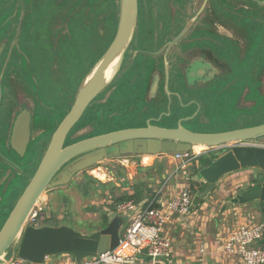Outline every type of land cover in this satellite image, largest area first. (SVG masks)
<instances>
[{
  "label": "flooded vegetation",
  "instance_id": "flooded-vegetation-1",
  "mask_svg": "<svg viewBox=\"0 0 264 264\" xmlns=\"http://www.w3.org/2000/svg\"><path fill=\"white\" fill-rule=\"evenodd\" d=\"M119 3L120 0H0V189L4 186L1 184L3 174L10 170V166L16 165L18 159L23 162L22 170H26L24 164L33 163L32 159L24 162L20 152L25 150V156L32 158L38 157L40 151L43 155L47 148L49 141L43 147L45 139L41 137L46 138L49 134L52 117L44 119L37 111L42 104L39 95L44 85L43 82L40 84L39 75L45 71L44 63L52 62L47 69L51 75L67 59L72 62L80 57L93 58L92 55L101 49L100 58L116 34ZM138 7L135 35L123 56L120 72L132 64L136 70L143 69L136 79L143 78L141 90L145 105H202L201 99L187 100L184 91H205L215 84L222 71H227L224 70L226 63L221 62L222 49L227 50L233 60L235 54L243 57L247 50V36L221 22V0H138ZM191 21L189 31L165 55L169 42ZM223 28L232 33L225 32ZM222 37L230 42H222ZM176 68L181 70L180 82H176ZM167 87L170 96L166 92ZM23 111L28 112V120L21 118V122H25L21 124L22 139L12 142L14 123ZM76 130L73 135L76 138L78 134H81L79 137H90L92 132L88 127L79 132ZM28 138L30 141L23 150ZM37 140H40V145L32 147ZM3 142L5 146L3 144L2 148ZM14 145L18 148L14 149ZM8 150L19 157L7 156L4 151ZM21 178L16 180L19 185L13 184L12 191L9 184L6 195L0 196V205L21 185ZM19 197L14 199L8 215ZM9 200L12 202L11 198Z\"/></svg>",
  "mask_w": 264,
  "mask_h": 264
},
{
  "label": "water",
  "instance_id": "water-1",
  "mask_svg": "<svg viewBox=\"0 0 264 264\" xmlns=\"http://www.w3.org/2000/svg\"><path fill=\"white\" fill-rule=\"evenodd\" d=\"M254 1L264 5V0ZM138 11V0H120L118 27L113 41L83 78L70 109L51 134L38 167L4 221L0 230V264H8L16 256L33 264H44L50 256L64 253L72 254L77 260H81L113 249L118 244L125 225L124 216L118 212L113 213V217L104 228L88 234L63 224L59 226L45 224L37 227L29 225L36 207L45 209L47 206L46 199L42 196L44 193L68 183L77 172L95 166L106 158L125 155L157 156L162 159L175 152L193 151L197 145L205 146V149L211 151L221 149L223 153L210 165L198 167V176L205 185L200 197L203 198L213 192L224 175L241 169L258 168L263 173L262 183L250 189L240 190L237 196L246 201L264 202V122L226 131H192L187 129L183 122L202 121L199 115L202 105H197V111L190 116L179 118L176 127H162L154 124V121L159 120L150 119L144 126L121 128L90 135L87 138L79 137L81 134H78L77 138L73 136L75 134L73 129L81 121L89 106L119 78L120 68L114 72V66L118 61L119 67L122 66L123 56L135 35ZM191 24L192 21L169 42L165 55L185 36ZM110 68L111 72L108 75ZM177 78L176 80L180 81ZM169 80L167 67V84ZM167 93L171 95L168 87ZM140 94H143L142 90ZM1 98L0 86V104ZM174 107L169 105L167 112L161 113L169 121L175 116ZM27 114V111L21 112L15 121L12 142L16 139L21 141V124L25 123L21 121L28 120ZM92 130L93 127L89 125L88 131ZM29 138L24 142L23 150L26 149ZM79 138L83 139L72 143ZM232 143L235 144L228 147ZM17 148L14 145V149ZM20 154L25 157V150ZM17 163L3 174L1 184L4 186L0 189V196L6 195L9 184L16 176H22L21 159H18ZM7 177L10 178L5 181ZM11 248L12 255L8 254Z\"/></svg>",
  "mask_w": 264,
  "mask_h": 264
},
{
  "label": "rangeland",
  "instance_id": "rangeland-1",
  "mask_svg": "<svg viewBox=\"0 0 264 264\" xmlns=\"http://www.w3.org/2000/svg\"><path fill=\"white\" fill-rule=\"evenodd\" d=\"M222 30L229 32V30L224 28ZM231 33L232 32H229V34ZM101 51L102 50L99 49L95 56L92 55L93 58L80 57L79 59H76V61L72 62L71 60L67 59L65 64L63 63V65L66 66V69L63 68L62 70V65L58 71L51 75L47 73V69H50L49 65L52 62L47 61L44 63L45 71L44 73L41 72V75H39V78L41 79L40 84L43 82L44 85L43 88L41 87L42 97L39 95V100H42V104L38 107L37 111H39V115L43 116L44 119H50L52 117L50 119V125L48 128L50 136L55 124L58 123L59 120L68 112V109H70L74 98L77 95L79 86L83 81V78L95 65L100 54L102 53ZM58 59L56 61H61ZM75 62L76 65L79 64L80 67L76 66ZM55 63L56 62L53 64L55 65ZM119 64L120 62L118 61L114 66V72L119 70V68L121 70ZM75 66L76 69L74 68ZM142 70H136L133 64L123 69L122 72H120L121 74L117 81H113L108 90H106L103 94H100L99 97L91 104V106H89L83 118L76 125L73 131L77 129L76 132H79L83 130V128L90 125L93 127V130L90 134L96 135L121 128L136 127L140 125L144 126L145 123L150 119L159 120L157 122L154 121V124L157 123L159 126L171 128L177 126L180 120L179 118L183 116H190L197 111V107L194 105L182 107L175 106L173 108L175 116L171 119V121H169L166 116L161 114L162 112H167L168 106L162 107L157 105L155 106L154 104L145 105V97L143 94H140L141 88L143 86V78L140 77L139 79L138 77V79H136ZM184 93L186 94L185 98L189 101L193 98L203 100L205 103H203L205 106L203 108L207 110V116L205 117L202 116V112L201 114L199 112L202 121L190 120L183 122V125L189 130L200 132L226 131L240 125H248V121L251 119L252 111L249 108L251 104L249 100L248 102L244 103L243 106L232 105L229 106V109H218V105L222 100L220 96H225L220 95L218 91H215L212 95H208L207 91L188 89L187 92L184 91ZM227 97L229 96L226 95L224 98ZM228 101V99H224V102ZM238 109H242L243 111ZM241 112H243L245 115L241 114ZM241 116L244 117L241 118ZM55 120L56 122L53 124L52 122ZM48 135L46 138L41 137V139H45L43 140V147L45 146V143L50 140ZM40 140L34 141L32 147L34 145H40ZM1 144V147L3 148V144L5 146V143L3 142ZM9 151L10 150L7 152L4 151V153L9 157H19L14 151ZM209 151L211 150L202 149V151L199 153L202 154L203 152ZM213 152L217 156H220L223 153L222 150ZM41 153L42 152L40 151L38 157L34 156L31 158L30 155L23 157L24 162L32 159L33 163L29 165L24 164L26 170H22L21 185L16 190H14L8 198H11L12 202H10V200L8 201L7 199L5 202L8 201V203L4 202L0 205V230L3 227L4 221L7 219L8 212L14 204V199L20 196L30 178L34 174L35 169L38 167L42 158ZM164 162L165 164L159 163L155 156L128 157L125 155H119L112 158H106L95 166L77 172L68 183L49 189V191L42 195L43 198L46 199L47 203V206L43 212L45 218L43 224L52 226L67 224L75 230L86 234L99 231L106 225L104 221V213H107L111 220L113 213H116V211H114L111 207L114 204L115 199L124 192L132 193V185L142 182L144 184V195L148 198H151L155 195L159 199L165 193V191H168V189L165 190L162 173H164L166 170H168L169 173L176 171L178 163L176 161H172V159L169 157H167ZM22 163L23 162H21L20 165ZM194 165H191L186 170L188 173L191 172V177L192 173L195 174V176H198L196 169L197 165ZM193 167L196 168L193 169ZM253 169V172L251 173L252 178H254L258 172H260L258 168ZM186 171L178 170L175 172L174 174L177 175L175 179L178 180L172 179L170 187L179 191L182 188L181 185L184 182L187 183L192 190L194 203L199 204V197L205 185L190 179L191 177L186 180L184 177ZM104 175L106 178H103ZM19 177L20 176H16L10 183V191L13 190V184L19 185V182L16 181ZM236 177L237 176L233 177V173L224 175L219 180L220 191L223 189L230 190L232 188V178ZM166 178L167 176L165 177V180ZM100 183H103L106 186H101ZM177 185H180V187H177ZM233 190H236V188ZM229 192H227V195H225V199L222 198L223 191L222 193H219L215 192L214 190L213 192L209 193L206 199L209 204L208 207L205 210L199 211L200 216L208 217L207 221L204 222L206 224L205 229L208 230L207 233L210 235L211 233L216 234L221 226H229L235 224L237 221L245 220V217L248 215L249 217H253L255 220L261 219L257 204L243 205L241 209L242 215H239L240 218L238 219V216L232 209V203L229 201L230 197H236V192H233L232 190ZM176 193H173L172 195ZM172 195L167 196L170 198ZM222 201L225 202L222 203ZM135 205L137 206V204ZM201 205L202 204L198 206L201 207ZM227 209H229V211H226ZM206 211H210L208 213L209 215L204 213ZM125 218L126 225L127 217ZM200 220L202 221V219ZM194 235L195 234L192 229L189 231L188 229L185 230V236L190 242L189 246H194L195 248ZM8 254H13L12 248L8 251ZM60 260L61 254L50 256V258H48V264H54Z\"/></svg>",
  "mask_w": 264,
  "mask_h": 264
},
{
  "label": "built area",
  "instance_id": "built-area-1",
  "mask_svg": "<svg viewBox=\"0 0 264 264\" xmlns=\"http://www.w3.org/2000/svg\"><path fill=\"white\" fill-rule=\"evenodd\" d=\"M232 143L228 147H232ZM221 150V149H219ZM217 151V150H215ZM201 153L193 151L175 152L171 156L178 163V170L186 171L191 165L198 164ZM194 209V198L190 186L183 187L172 195L164 205L159 204L157 196L146 206L137 208L128 201L118 207V213L127 217L118 244L101 254L77 260L72 254H61V260L54 264H179L175 259L172 239L167 235V225L174 216H187ZM40 206L32 214L29 225L42 226L44 216ZM42 214V217H39ZM227 236L223 241V251L238 259L241 264H264V220L249 217L233 227L225 228ZM198 253L206 254L202 245ZM72 255V256H71ZM164 256L165 259H157ZM202 263L203 258L198 257ZM8 264H33L16 256ZM44 264H48V258Z\"/></svg>",
  "mask_w": 264,
  "mask_h": 264
},
{
  "label": "trees",
  "instance_id": "trees-1",
  "mask_svg": "<svg viewBox=\"0 0 264 264\" xmlns=\"http://www.w3.org/2000/svg\"><path fill=\"white\" fill-rule=\"evenodd\" d=\"M220 20L223 24H226L228 27L235 28L238 33L247 36L248 46L243 57H239L238 54H235V60H233V58H230L227 50H221V62L226 63L227 67L224 70L227 71H222L217 80H215V84H211L209 86V89H206L205 91H207L208 95H212L215 91H218L220 95L229 96L227 98H224L225 96H220L222 100L218 105V109H229V106L232 105L243 106V104L248 102V100L250 101L251 104L249 108L252 111L251 119L248 121V125H240L238 127L251 126L263 123L264 5H259L254 0H221ZM223 41L228 42L229 39L222 37V42ZM175 76L178 78L181 77L180 69H175ZM224 99H228L229 101L224 102ZM204 104H202L201 112L203 113L202 116L205 117L207 116V110L203 108L205 107ZM238 110L243 111L242 109ZM241 114L244 113L241 112ZM243 117L244 116H241V118ZM218 157L219 156H217L213 151H209L200 154L197 160L200 166H208ZM262 180L263 173L260 170V172H258L257 175L252 178L251 181L254 186H259L262 183ZM100 185L106 186L103 183H100ZM131 190L132 193L124 192L122 195L118 196L115 199L114 204L111 206L114 211L118 212V207L125 202L132 201L137 204L142 201L145 196L144 184L142 182H138L132 185ZM154 197L155 195L151 197V199ZM199 200L202 201L203 198L199 197ZM252 202H256L258 210L260 211L261 220H264V202ZM43 212L41 213L44 216ZM42 214H39L40 218L42 217ZM109 219L110 218L108 214L104 213V221L106 225L108 224Z\"/></svg>",
  "mask_w": 264,
  "mask_h": 264
},
{
  "label": "crops",
  "instance_id": "crops-1",
  "mask_svg": "<svg viewBox=\"0 0 264 264\" xmlns=\"http://www.w3.org/2000/svg\"><path fill=\"white\" fill-rule=\"evenodd\" d=\"M194 151L196 152L195 149H194ZM197 153H199V152H197ZM155 157L159 163L165 164L164 161L167 159V157H164L162 159L158 158L157 156H155ZM168 157L170 159H172L171 156H168ZM194 166H196V165H194ZM199 166H200V164H197V166H196L197 168L193 167V169L196 168L198 170ZM252 169L253 168H247V169H241V170L236 171V172H232L233 177L237 176L236 178H232V182H231L232 188L230 190L223 189L220 191V188H219L220 186H219V182H218L216 189H215V192L222 193V191H223L222 198L225 199V195H227V192L232 190L233 192H236V197H238L237 194L240 190L250 189L252 186H254V184L251 181V179H252L251 173L254 170V169L253 170ZM175 172L176 171H172L169 173L168 170H166L164 173H162L163 174L162 177L164 179L165 190L168 189V191H170V192L165 191V193L158 199L160 205L166 204V202L169 198V196H167V195H172L173 193H176V192L178 193L184 186L188 185L187 183L184 182L181 185L182 188L179 191H177V189H175V188H171L170 187L171 186V180L175 179V177L177 176L176 174H174ZM166 176H167V178L165 180ZM184 177L186 178V180L188 178H190L191 172L188 173V171H186ZM190 179L202 183L200 177L197 175L195 176V174H193V173H192V177ZM175 180H178V179H175ZM177 187H180V185H177ZM234 188H236V190H233ZM157 192H159V191H157ZM207 197L208 196L203 197L202 201L199 200L198 201L199 204L194 203L195 209L189 215L182 216V217L174 216L172 218V220L170 221V223L167 225L166 233L172 239L173 247H174V253H175V259L179 261V264H241V262L238 259L233 258V257L229 256L228 254H226L223 251V245H222L224 238L227 236V230L225 228L233 227V226L237 225V223L240 221H237L233 225H229V226L224 225L223 227L221 226L218 229V232L216 234H214V233H211V235L208 234L207 233L208 230L205 229L206 224L204 222V221H207L208 217H205V216L202 217V216H200V213H199L200 210H205L208 207L209 204L206 201ZM236 197L235 196L230 197L229 201L232 203V206H233L232 209H233L234 213L238 216V219H239L240 218L239 215H242V212H241L242 206L248 205V204L254 205V204H256V202L243 201L239 197L238 198H236ZM150 199L151 198L144 196L142 201L137 203V206L139 208L141 206L142 207L146 206L149 203ZM224 202L225 201H222V203H224ZM200 204H202L201 207L198 206ZM196 208H197V210H196ZM226 211H229V209H227ZM226 211H225V213H226ZM209 212L210 211H206L204 213L206 215H209L208 214ZM248 216L245 217V219H247ZM200 219H202V221ZM242 221H244V220H242ZM60 225H62V224H60ZM63 225H67V224H63ZM187 229H188V231L190 229H192L194 234H195L194 235V237H195V239H194L195 240V242H194L195 248H194V246H189L190 242H189L188 238L185 236V230H187ZM171 232H173V233H171ZM202 245L206 249V254H204V255H201L198 253V250ZM198 257L203 258L202 263L198 262Z\"/></svg>",
  "mask_w": 264,
  "mask_h": 264
},
{
  "label": "bare ground",
  "instance_id": "bare-ground-1",
  "mask_svg": "<svg viewBox=\"0 0 264 264\" xmlns=\"http://www.w3.org/2000/svg\"><path fill=\"white\" fill-rule=\"evenodd\" d=\"M111 72V68L108 70V75H109V73ZM204 148H206L205 146H201V145H197V146H195L194 147V149L196 150V152H200L202 149H204ZM100 175V174H99ZM103 178H106L105 177V175H104V177ZM102 178V179H103Z\"/></svg>",
  "mask_w": 264,
  "mask_h": 264
}]
</instances>
